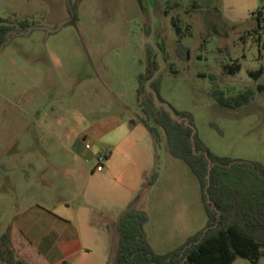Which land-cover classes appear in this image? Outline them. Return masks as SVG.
<instances>
[{
  "label": "rangeland",
  "instance_id": "obj_1",
  "mask_svg": "<svg viewBox=\"0 0 264 264\" xmlns=\"http://www.w3.org/2000/svg\"><path fill=\"white\" fill-rule=\"evenodd\" d=\"M261 7L264 14V0H0V19L12 28L0 44V235L20 203L43 199L30 197L29 186L46 191L58 180L52 167L31 164L54 157L49 144L69 142L94 120L112 114L123 117L125 130L141 126L138 76L156 57V42L165 52L157 56L164 102L192 123L213 154L264 164V32L260 41L256 34L242 39L256 27L251 12ZM176 15L187 47L181 58L171 25ZM235 61L240 69L224 72ZM260 67L259 78L248 74ZM215 86L230 95L251 87L255 95L248 104L229 108L210 95ZM158 136L153 172L167 176L173 159L160 128ZM127 170L139 174L140 168ZM192 176L201 230L206 214ZM232 264L252 263L236 257ZM256 264H264V256Z\"/></svg>",
  "mask_w": 264,
  "mask_h": 264
},
{
  "label": "crops",
  "instance_id": "obj_2",
  "mask_svg": "<svg viewBox=\"0 0 264 264\" xmlns=\"http://www.w3.org/2000/svg\"><path fill=\"white\" fill-rule=\"evenodd\" d=\"M123 122L119 114L94 120L71 141L49 144L54 157L32 160L34 166L52 167L58 180L46 191L29 186L30 197L43 199L23 201L15 209L4 234L18 259L89 264L97 258L110 264L118 241L116 222L131 205L146 212L145 233L156 252L173 250L198 231L199 194L190 169L172 157L169 174L156 175L150 184L159 143L143 123L125 130ZM103 149L108 154L97 171ZM131 165L140 168L139 174L127 170Z\"/></svg>",
  "mask_w": 264,
  "mask_h": 264
},
{
  "label": "trees",
  "instance_id": "obj_3",
  "mask_svg": "<svg viewBox=\"0 0 264 264\" xmlns=\"http://www.w3.org/2000/svg\"><path fill=\"white\" fill-rule=\"evenodd\" d=\"M251 17L256 20V27L248 30L242 39L256 34L257 41H260L261 33L264 32L263 7L252 11ZM171 25L178 35L175 48L177 57H184L187 47L180 41L184 31L178 15L171 18ZM11 29L10 25L0 19V44L6 40ZM156 46L161 54L165 53L162 45L156 42ZM151 57L148 71L138 76L136 90V99L144 114L142 123L156 143L162 141L158 136L160 128L168 153L183 161L197 178L206 223L203 229L190 235L182 245L159 253L152 248L145 233L144 226L148 220L146 212L131 205L116 222L118 241L110 264H232L236 257L256 264L264 256V164L217 156L209 151L197 133L194 135L195 151L201 153L194 154L190 141L191 128L177 123L168 113L157 109L151 94L144 89L145 82L159 67L157 55ZM167 68L174 72L171 64ZM223 69L228 74H234L240 69V63L235 61ZM262 73L263 67L248 70V74L255 79ZM210 78L213 81L216 79L213 75ZM150 86L157 92L159 99L164 101L159 94V74ZM210 95L222 106L237 108L252 101L255 90L248 87L230 95L215 86ZM149 120L153 121L154 126L149 125ZM189 124L192 125L190 121ZM202 153H206L212 163L208 183V163ZM155 177L156 172H153L150 184ZM0 263L26 264L15 256L6 234L0 235Z\"/></svg>",
  "mask_w": 264,
  "mask_h": 264
},
{
  "label": "water",
  "instance_id": "obj_4",
  "mask_svg": "<svg viewBox=\"0 0 264 264\" xmlns=\"http://www.w3.org/2000/svg\"><path fill=\"white\" fill-rule=\"evenodd\" d=\"M41 29H45L43 27H40ZM60 28V25L58 27H56L54 30L52 31H57L58 29ZM152 38H148L147 39V42H149L150 44H152ZM156 48V47H154ZM155 51L157 52V56L159 57L160 56V51L158 48L155 49ZM163 68V64L159 61V67L158 69L153 73V75L145 82L144 84V89L147 93L151 94L152 96V101L155 105V107L157 109H162L163 111H165L166 113L169 114L170 118L174 121H176L177 123H183L185 126H188L189 128H191V135H190V141H191V144H192V151L194 154H200L201 152L199 151H195V145H194V135L196 133V129L194 128L193 125L189 124L188 120L184 117H181V116H178L173 108L167 103V102H164V101H161L158 97V94L157 92L151 88L150 86V83L158 76L160 70ZM206 160H207V175H206V180H207V183L209 181V172H210V169L212 167V163L210 161V159L208 158L207 154L206 153H202ZM207 197V202H209L208 200V196Z\"/></svg>",
  "mask_w": 264,
  "mask_h": 264
},
{
  "label": "built area",
  "instance_id": "obj_5",
  "mask_svg": "<svg viewBox=\"0 0 264 264\" xmlns=\"http://www.w3.org/2000/svg\"><path fill=\"white\" fill-rule=\"evenodd\" d=\"M86 147L89 148V144H86ZM108 149L102 150L97 154V163L95 165V169L97 171L103 170L102 160L107 156Z\"/></svg>",
  "mask_w": 264,
  "mask_h": 264
},
{
  "label": "flooded vegetation",
  "instance_id": "obj_6",
  "mask_svg": "<svg viewBox=\"0 0 264 264\" xmlns=\"http://www.w3.org/2000/svg\"><path fill=\"white\" fill-rule=\"evenodd\" d=\"M153 1H154V0H153ZM176 5H177L176 2H174V3H173V7H176ZM149 6H150V7L148 8V10L151 9V4H149Z\"/></svg>",
  "mask_w": 264,
  "mask_h": 264
}]
</instances>
